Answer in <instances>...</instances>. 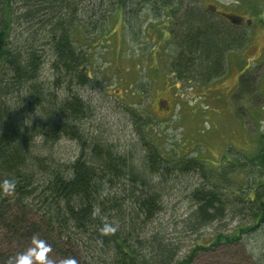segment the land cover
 <instances>
[{
  "label": "trees",
  "instance_id": "16d2710c",
  "mask_svg": "<svg viewBox=\"0 0 264 264\" xmlns=\"http://www.w3.org/2000/svg\"><path fill=\"white\" fill-rule=\"evenodd\" d=\"M145 6L166 14L174 48L168 71L177 85L221 76L226 55L248 42L246 30L210 15L203 3L0 0V264H14L36 243L63 264H192L264 225V133L252 155L216 170L195 156L166 154L152 120L127 97L133 141L120 145L90 125L94 109L81 91L94 79L92 40L106 37L116 14L135 32ZM249 8L240 10L262 12ZM63 140L76 144L69 159L58 156ZM237 171L245 178L233 191L228 175ZM182 178L190 206L172 237L157 220L171 183ZM236 212L244 222L230 232L202 233ZM249 255L253 264L264 260V251Z\"/></svg>",
  "mask_w": 264,
  "mask_h": 264
},
{
  "label": "rangeland",
  "instance_id": "374dc122",
  "mask_svg": "<svg viewBox=\"0 0 264 264\" xmlns=\"http://www.w3.org/2000/svg\"><path fill=\"white\" fill-rule=\"evenodd\" d=\"M177 1L182 7L205 3L210 9L209 5H215L216 9L243 17L241 24L248 42L226 55V67L221 76L203 85H177L168 71L174 48L169 28L163 25L167 23L166 14H158L145 6L139 11L137 25L140 28L135 32L124 29L122 18L116 14L106 21V37L92 40L90 69L94 79L81 94L94 109L90 125L100 129L102 137L116 139L120 145L134 140L131 116L123 106V97H127L128 104L140 106L145 117L152 120L166 154L176 151L203 159L212 169H225L224 166L233 163L239 155L241 158L252 155L264 133V0H249V4L247 0ZM242 4H247L248 8L255 4L262 12L259 15L250 10H247L250 14L243 12ZM247 19L249 24H246ZM153 25L159 28L153 30ZM162 30L165 32L160 35ZM133 91L134 95L130 96L129 92ZM59 148L58 156L63 159L77 152L76 144L69 140H63ZM244 178L245 174L240 171L229 174V187L238 191ZM182 180L184 184L171 183V188L175 189L167 196L166 208L156 219L172 237L178 235L181 225L177 224L187 215L190 206L180 190L186 178ZM242 220L238 212L231 213L224 222L204 228L202 233L211 234L215 227L224 233L230 232ZM188 237L195 238L194 235ZM35 245L39 252L40 244ZM47 248L49 264H63L49 246ZM263 251L264 225H260L243 234L238 245H216L213 251L201 252L192 264H253L246 257ZM259 261L264 264L262 257ZM34 264L40 262L34 261Z\"/></svg>",
  "mask_w": 264,
  "mask_h": 264
},
{
  "label": "clouds",
  "instance_id": "9594fccd",
  "mask_svg": "<svg viewBox=\"0 0 264 264\" xmlns=\"http://www.w3.org/2000/svg\"><path fill=\"white\" fill-rule=\"evenodd\" d=\"M40 250L37 252L35 249H29L26 253L21 254L15 258L14 264H34V261H39L40 264H49L46 252L49 251L42 243Z\"/></svg>",
  "mask_w": 264,
  "mask_h": 264
},
{
  "label": "flooded vegetation",
  "instance_id": "af4514ba",
  "mask_svg": "<svg viewBox=\"0 0 264 264\" xmlns=\"http://www.w3.org/2000/svg\"><path fill=\"white\" fill-rule=\"evenodd\" d=\"M211 6L213 8L212 10L210 11L206 10L210 15H215L217 18L222 19L229 24H233L239 28L244 29V27L240 23L241 19L237 17V14L234 15V14L229 13L228 11L216 9L215 5H211Z\"/></svg>",
  "mask_w": 264,
  "mask_h": 264
}]
</instances>
